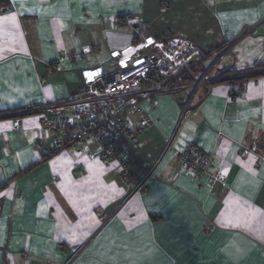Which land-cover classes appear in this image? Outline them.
<instances>
[{"label": "crops", "instance_id": "0c3cea01", "mask_svg": "<svg viewBox=\"0 0 264 264\" xmlns=\"http://www.w3.org/2000/svg\"><path fill=\"white\" fill-rule=\"evenodd\" d=\"M174 35L205 52L233 42V58L179 128L189 91L140 101L128 180L89 157L93 144L48 157L37 111L70 117L88 80L119 69L113 52L142 45L145 57L149 41ZM174 133L176 150L195 143L222 180L181 172L172 152L87 244L94 210L116 211ZM83 244L73 264H264V0H0V263L63 264Z\"/></svg>", "mask_w": 264, "mask_h": 264}, {"label": "built area", "instance_id": "2783aa9c", "mask_svg": "<svg viewBox=\"0 0 264 264\" xmlns=\"http://www.w3.org/2000/svg\"><path fill=\"white\" fill-rule=\"evenodd\" d=\"M114 22L120 25L125 20L115 17ZM234 44L232 42L221 50L205 52L196 44L174 35L164 40L149 41L146 45L150 52L145 57L140 53L142 45L135 46L134 50L129 48L121 53L113 52L111 56L119 64V69L110 74H98L93 81L88 80L86 87L75 96L77 105L70 117L59 115L55 105H46L37 111V125L51 137L48 157H54L72 146H77L79 153L80 149L93 144L96 153H89V157H96L105 165L117 163L122 179L128 180L130 164L126 145L128 141L135 140L128 117L140 112V101L152 100L163 94L177 99L181 92L189 91L187 98L179 103L180 115L176 127L179 128L191 111L197 92L220 80V77L211 74L223 58H233ZM213 56H216L215 61L205 65ZM142 123L150 124L149 118L143 116ZM60 136L68 138L61 142ZM174 138L175 133L164 140L162 151L150 170L134 182L132 190L124 196L116 211L94 210L97 225L87 244L114 220L117 212L132 197L145 192L159 165L172 152L176 154L181 172L196 177L205 176L209 185L222 180L219 174H210L214 164L211 155L202 152L193 142L176 150ZM84 172V165L71 171L74 176ZM86 246H78L63 264H73Z\"/></svg>", "mask_w": 264, "mask_h": 264}, {"label": "rangeland", "instance_id": "374dc122", "mask_svg": "<svg viewBox=\"0 0 264 264\" xmlns=\"http://www.w3.org/2000/svg\"><path fill=\"white\" fill-rule=\"evenodd\" d=\"M156 19V18H155ZM158 23V20L156 21ZM169 25V24H168ZM171 25V24H170ZM174 27H172L171 29H173Z\"/></svg>", "mask_w": 264, "mask_h": 264}]
</instances>
